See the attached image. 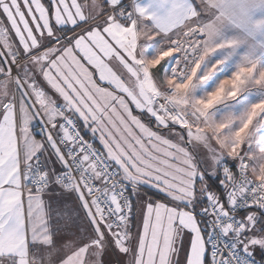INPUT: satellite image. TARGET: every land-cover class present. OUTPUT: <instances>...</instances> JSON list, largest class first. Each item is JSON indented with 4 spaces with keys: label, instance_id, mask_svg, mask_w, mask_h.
<instances>
[{
    "label": "snow or ice",
    "instance_id": "snow-or-ice-1",
    "mask_svg": "<svg viewBox=\"0 0 264 264\" xmlns=\"http://www.w3.org/2000/svg\"><path fill=\"white\" fill-rule=\"evenodd\" d=\"M217 36L197 0H0V264H264V75L213 80Z\"/></svg>",
    "mask_w": 264,
    "mask_h": 264
},
{
    "label": "crops",
    "instance_id": "crops-1",
    "mask_svg": "<svg viewBox=\"0 0 264 264\" xmlns=\"http://www.w3.org/2000/svg\"><path fill=\"white\" fill-rule=\"evenodd\" d=\"M260 1L261 4H259ZM127 2L128 0H125V3ZM197 2L200 3L205 18H210V22L217 29L218 39L238 42V46L232 50V59L226 66H221L213 80L230 75L242 62L246 67L254 69L257 74L264 75V0H228L230 9L227 14L222 13L218 7L222 0H197ZM224 55L225 53L220 51L210 56L202 71ZM248 75H252V72ZM204 91L206 89L201 90L199 94L202 95ZM260 99H264V89L251 90L244 97L247 103ZM132 107L135 110L134 106ZM135 111L137 114H134L139 115L138 111ZM142 119L147 123L146 118L142 117ZM150 126L154 128V125ZM88 135L90 133L86 134V137ZM95 142L101 147L98 140Z\"/></svg>",
    "mask_w": 264,
    "mask_h": 264
},
{
    "label": "trees",
    "instance_id": "trees-1",
    "mask_svg": "<svg viewBox=\"0 0 264 264\" xmlns=\"http://www.w3.org/2000/svg\"><path fill=\"white\" fill-rule=\"evenodd\" d=\"M133 112L137 114V112H136L135 110H133ZM86 138H87V137H86ZM94 143L96 144V142H95V141H94ZM96 146H98V145L96 144ZM98 148H99V146H98Z\"/></svg>",
    "mask_w": 264,
    "mask_h": 264
},
{
    "label": "rangeland",
    "instance_id": "rangeland-1",
    "mask_svg": "<svg viewBox=\"0 0 264 264\" xmlns=\"http://www.w3.org/2000/svg\"><path fill=\"white\" fill-rule=\"evenodd\" d=\"M259 4H261V1L259 2ZM257 259H259V256H257Z\"/></svg>",
    "mask_w": 264,
    "mask_h": 264
},
{
    "label": "built area",
    "instance_id": "built-area-1",
    "mask_svg": "<svg viewBox=\"0 0 264 264\" xmlns=\"http://www.w3.org/2000/svg\"><path fill=\"white\" fill-rule=\"evenodd\" d=\"M98 147V146H97Z\"/></svg>",
    "mask_w": 264,
    "mask_h": 264
}]
</instances>
